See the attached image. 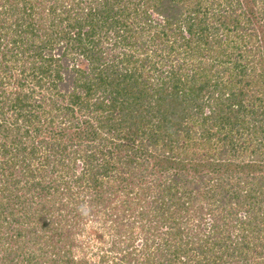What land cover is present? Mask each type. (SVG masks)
I'll return each mask as SVG.
<instances>
[{
  "label": "trees",
  "instance_id": "obj_1",
  "mask_svg": "<svg viewBox=\"0 0 264 264\" xmlns=\"http://www.w3.org/2000/svg\"><path fill=\"white\" fill-rule=\"evenodd\" d=\"M0 264H264V0H0Z\"/></svg>",
  "mask_w": 264,
  "mask_h": 264
},
{
  "label": "rangeland",
  "instance_id": "obj_2",
  "mask_svg": "<svg viewBox=\"0 0 264 264\" xmlns=\"http://www.w3.org/2000/svg\"><path fill=\"white\" fill-rule=\"evenodd\" d=\"M177 40L175 41L174 38H171L168 40V46L169 47L172 46L173 48H175L176 50H174L173 52L177 51L176 52L177 55L173 53L171 56H169L168 52L165 51L161 53V56L159 55L157 57L156 63L158 65L160 64V67H162L163 65V68H164L163 70H166V72L170 70L171 67H173L175 68V70H179L178 73H193L192 66H194L195 68L194 70L199 71L200 66L198 65V61L199 59H201V57L193 55L194 53L197 55H202L201 51H198L199 48L196 49L197 43H194L192 47H190L189 43L185 42L184 46H181V44L179 43V41L177 42ZM192 51H193V54H191ZM178 53H181L182 55H178ZM204 53L206 54V56L210 55L209 51L207 50H205ZM165 57H170L171 59L165 58ZM191 57H193V60ZM158 65L156 66L155 64V67L157 68L156 70H153L151 67L150 68L148 67L149 70L148 69H146L147 71L145 70V76L154 75V74L158 76L159 73L162 72V70H160ZM18 75L20 76L21 73H14L15 77H17ZM167 77L168 76H166V78ZM166 78H165V81L169 80L168 78L167 79ZM47 92H48L47 95L51 97V92L49 91L40 92L39 94H37V97L39 99H42L43 95H45ZM49 97H46V99L49 100ZM64 99L65 100H63V102L67 103L68 96L65 97ZM59 113H62V112H59ZM8 115H11V113H9ZM65 120L66 118L60 117L58 121L62 123L61 126L63 128H65ZM77 198L81 199L82 197H80L77 194ZM87 209L89 208H86V210ZM86 214L91 215L92 213L90 212V210H87ZM71 219L72 220H69V221L71 222L73 221V223H66L65 225L67 229V233L71 231V230L68 231V229L71 228L72 224H74L76 221V218L74 216H72ZM87 219H91L92 221L87 220ZM83 221H85L84 222L85 224H83V222L80 223L82 226L81 225L78 226L79 224H76L75 231H76V238L78 239V241H81L82 246H86V248L78 247L77 249L79 252H78V255H76V257L77 259L78 258L81 259L82 257L86 256L91 263H94L95 261H97L98 257L101 255L102 249L103 248L105 249V247L108 246L107 243L113 240L114 238L116 239V237L118 236V233H117L118 230H116L115 228V225L117 224H111V222H105L107 223L106 227L101 229V228H98V225L100 224V222L102 223L103 220H100L99 218L94 220L92 217H90V218L84 219ZM118 245H121V243H119ZM110 255H112V252L110 253Z\"/></svg>",
  "mask_w": 264,
  "mask_h": 264
}]
</instances>
